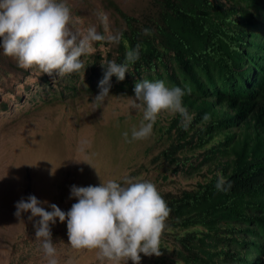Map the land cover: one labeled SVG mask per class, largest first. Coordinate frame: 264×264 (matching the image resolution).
<instances>
[{
    "label": "trees",
    "instance_id": "obj_1",
    "mask_svg": "<svg viewBox=\"0 0 264 264\" xmlns=\"http://www.w3.org/2000/svg\"><path fill=\"white\" fill-rule=\"evenodd\" d=\"M103 1L120 23L113 30L143 46L125 79L111 78L110 92L134 94L141 80L192 90L183 98L193 117L188 130L174 114L157 138L164 135L166 147L151 158L173 175L205 167L204 180L189 191L159 190L171 209L161 240L168 239V264H264V0H149L135 14ZM98 44L104 51L90 59L87 89L103 79L102 64L125 58L123 40L110 50ZM45 76L35 77L55 98ZM76 79L62 76L60 94H74ZM217 173L232 183L229 191L216 190Z\"/></svg>",
    "mask_w": 264,
    "mask_h": 264
},
{
    "label": "rangeland",
    "instance_id": "obj_2",
    "mask_svg": "<svg viewBox=\"0 0 264 264\" xmlns=\"http://www.w3.org/2000/svg\"><path fill=\"white\" fill-rule=\"evenodd\" d=\"M110 2L133 14L150 3L149 0ZM67 3L73 15L80 18V24L76 25L80 30L97 26L96 14L100 11L108 15L112 32H116L113 30L116 25L120 26L103 0H67ZM94 49L82 57L86 69L76 73L74 94L67 91L60 94L59 87L67 85L61 76L54 73L51 79L46 78L52 91L57 93L55 98L48 95V89L35 77H46L43 72L19 67L0 49V264H47L34 238L35 220H28L30 213L22 214L19 219L15 216V204L21 198L34 195L67 212L77 202L70 199L71 186H98L100 178L106 181L141 177L153 182L160 191L172 194L189 191L195 183L204 180L205 167L173 175L161 162H151L168 143L164 135L157 138L174 114L162 112L150 138L126 143L122 133L127 131L131 139V129L143 117L127 98L134 94L111 91L103 105L98 107L92 103L99 93V83L87 89L90 59L97 51H104L102 44H95ZM105 49L110 50L109 43ZM101 72L99 66L94 81ZM32 95L35 97L30 98ZM160 173L166 175L165 180L160 179ZM50 227L59 264L69 261L71 264H108L101 262L94 251L73 250L68 245L66 222L57 220ZM163 240L162 255L148 257L141 253V264L170 263L171 256L164 248L169 246L168 239Z\"/></svg>",
    "mask_w": 264,
    "mask_h": 264
},
{
    "label": "clouds",
    "instance_id": "obj_3",
    "mask_svg": "<svg viewBox=\"0 0 264 264\" xmlns=\"http://www.w3.org/2000/svg\"><path fill=\"white\" fill-rule=\"evenodd\" d=\"M96 15L103 33L96 25L78 29L80 18L73 15L67 0H0V49L21 68H37L48 76L55 73L62 77L85 72L82 57L92 53L95 44H119L123 40L124 61L102 64L106 71L92 102L99 107L110 96L111 78L115 76L123 81L129 66L139 60L143 46L137 43L132 47L123 39L122 32H112L109 17L103 11ZM143 33L152 34L147 28ZM191 91L187 85L168 87L163 81H137L134 97L127 98L143 117L139 125L131 129V139L127 131L122 133L124 141L132 143L150 138L162 112L178 113L182 117L180 126L187 131L193 117L183 105V98ZM210 118V114H205L203 121ZM215 188L227 192L232 183L217 173ZM70 199L77 202L67 212L34 195L21 198L15 204L18 219L30 213L28 220H35L34 238L47 264H59L57 244L53 243L50 227L57 220L67 223L68 245L73 250L94 251L101 262L127 264L131 260L132 264H141V253L148 257L162 255L161 240L168 230L171 209L153 182L131 176L122 180L100 178L98 186H71Z\"/></svg>",
    "mask_w": 264,
    "mask_h": 264
}]
</instances>
